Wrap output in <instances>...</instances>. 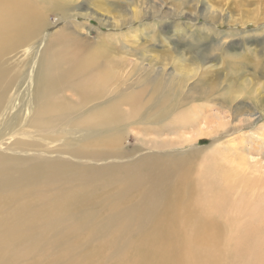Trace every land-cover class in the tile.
Here are the masks:
<instances>
[{
    "label": "rangeland",
    "instance_id": "1",
    "mask_svg": "<svg viewBox=\"0 0 264 264\" xmlns=\"http://www.w3.org/2000/svg\"><path fill=\"white\" fill-rule=\"evenodd\" d=\"M125 1L115 0L119 4L105 9L106 6L97 0H90L79 12H75L78 17L72 18L66 16L73 11L70 4L62 5L53 0L45 8L46 31L50 35L41 36L39 41L61 36L70 50L71 47L85 50L96 43L105 47L110 44L101 59L105 61V72L110 79L101 92L80 109L86 111L85 117H98L113 108L116 111L114 118L110 122H100L99 127L119 129L117 136L129 135L111 148H103L97 140L88 147L87 153L101 155L103 159L109 153L111 164L108 165L109 159L102 161L106 166L135 159L139 168L136 179H133V191H136L122 207L146 201L149 210H145L142 216L126 210L113 214V208L108 207L103 199V192L109 198L125 202L126 198L119 199L121 185L110 182L99 187L98 183L93 192L84 195L85 201H81L79 196L63 199L65 203L61 202L59 206L62 223L55 228L58 230L52 231L46 227L48 223L38 220L45 235L43 239L37 237L40 228L37 223L19 231L18 236L22 237L20 254L7 256L4 264H89L94 262L95 257L98 264H117L131 247L139 244L152 231L150 221L165 210L169 198L177 197L184 182L188 195L186 198L183 195L184 200H191L192 192L194 195L204 192L205 185L200 178L208 153L205 149H202L203 152L195 151L198 150L196 146L200 149L215 146L218 161L233 169L234 173L229 178L222 179L218 175L212 180L219 187L235 184L232 191L234 199L241 194L257 197L262 186L264 191V0H141L148 7L152 3L148 12L153 17L169 16L172 10H187L190 13L194 5H198L204 14L208 7L218 9L222 14L216 19L210 18V21L202 17L195 22H188L181 15L168 19L169 22L163 21L158 29L142 25L153 19L122 24L124 19L133 18L130 12L132 6L123 5ZM173 14V17H178V14ZM259 18L263 20L257 21ZM250 19L252 21L247 22ZM116 22L121 23L122 32H125V43L123 38L108 35L109 32H120L111 26ZM217 31L227 34L228 42L214 55L212 40L220 37L215 35ZM240 32H244L243 35H239ZM36 42V37L30 39L27 47ZM200 56L203 59H198ZM196 59L200 61V67L193 73L189 68L196 66ZM63 67L68 69L67 65ZM9 70L14 71L11 74L18 80L20 65ZM204 90L211 91V99L201 97ZM73 94L68 90L57 98L65 105L76 106L79 102ZM73 110L75 107L67 112ZM200 129L214 133L198 139L196 144L185 141L192 138L194 142L200 135ZM17 138H9L0 132V152L14 154L17 159L23 160L15 168L6 167L15 176L19 175L20 166L29 159L39 158L30 150L20 149L12 153L9 148H13ZM137 148L145 149V154L154 157L151 162H158L159 166L151 172L150 169L144 170L137 160L138 152L134 155L136 158H121ZM179 152L192 153L186 157ZM48 156L44 153L42 159L47 160ZM144 165L149 164L144 162ZM252 168L262 173H242ZM248 182L258 183V193L252 194L245 187H238ZM44 190V176L21 181L20 191L14 186H1L0 206L4 210L17 211L27 209L29 205L35 213L41 208L38 199ZM214 191L207 190L206 196L210 197ZM87 214L114 217L113 227L108 232L91 236L71 227L72 222L81 220ZM236 217L240 221L246 219ZM137 221H141V225ZM0 235L7 236L5 233ZM33 241H37L35 245ZM197 251L200 252L199 249ZM226 256L232 262L234 254L228 251Z\"/></svg>",
    "mask_w": 264,
    "mask_h": 264
},
{
    "label": "bare ground",
    "instance_id": "2",
    "mask_svg": "<svg viewBox=\"0 0 264 264\" xmlns=\"http://www.w3.org/2000/svg\"><path fill=\"white\" fill-rule=\"evenodd\" d=\"M52 1L0 0V132L2 131V135L9 138L18 136L13 148H9L12 153L21 149L39 155V158H31L21 165L19 175L15 176L6 167L15 168L23 163V160L17 159L14 154L0 152V187L14 186L20 191L21 181L40 176H44L46 182V190L38 199L41 208L37 212L33 213L29 205L27 209L17 211L4 210L0 206V233L7 235L6 238L0 235V264L5 263L7 256L20 254L22 237L18 236V232L25 226L31 223L39 224L38 239L45 237L38 220L48 223L49 225H45L52 231L58 230L55 228L62 223L59 206L61 202L65 203L63 199L66 197L79 196L81 201H85L84 195L93 192L98 186L112 182L121 185L119 199L126 198L125 202H121L109 198L108 194L103 192V199L108 207L113 208V214L126 210L142 216L145 215V210H149L146 201L137 202L128 208L122 207L136 191V189L133 191V179H136L135 175L139 168L135 159L129 158L116 166H106L102 161L109 159L108 165L111 164L112 157L109 153L104 159L101 155L87 153L88 147L97 140L103 148H111L114 143L129 135L117 136L116 132L119 129L99 127L100 122H110L114 118L116 111L113 108L98 117H85L86 111L80 109L93 100L110 79H107L105 72L107 68L105 61H101L110 44L107 43L105 47L96 43L85 50L73 47L70 50L66 48L61 36L39 41L41 36L50 35L46 31L48 23L45 8ZM55 1L62 5L70 4L69 7L73 11L66 16L77 18L75 12H79L90 0ZM97 1L105 5V9L119 4L115 0ZM123 5L132 6L129 9L133 18L124 19L122 24L128 25L137 20L153 19L142 25H152L157 29L163 21L169 22L168 19L179 18L181 15L187 18L188 22L198 21L202 17L210 21V18L216 19V16H222L218 9L208 7L207 13L204 14L199 10L198 5H194L193 12L190 13L187 10L179 12L172 10L169 16L153 17L148 12L152 3H149L148 7L141 0H127ZM173 13L178 14V17H173ZM111 20L114 21L113 17ZM261 20L263 19H257V21ZM251 21L250 19L247 22ZM121 23L116 22L111 25L120 32H109L108 35L123 38L125 32H122ZM195 29L196 27L191 32L193 33ZM243 33L240 32L239 35ZM215 35L220 37L212 40L214 55L228 42L227 34L217 31ZM35 37L38 42L27 47V42ZM198 59H203V56ZM196 61V66L189 68L190 72L195 73L200 67V61L197 59ZM19 65L18 81L13 78L11 73L14 71H10L9 68ZM64 65H67L68 69H64ZM68 90L74 93L78 105H65L57 98ZM211 95L213 94L210 90L201 93L203 99H208ZM19 102L20 109L17 110ZM74 107L75 110L67 112ZM203 130L200 129V135L196 136L194 142L192 138L185 141L196 144L198 139L214 133ZM196 149L198 150L195 151L202 152V149H205L208 153L205 170L200 178L205 185L204 192L197 195L192 192L193 198L186 201L184 198L188 195L185 193L184 182L177 197L172 200L169 198L165 210L163 209L150 221L153 226L152 231L145 235L139 244L136 243L131 247L117 264H264V191L261 190L263 186L259 190L258 183L240 184L239 188L245 187L252 194L258 193L259 190L258 196L248 197L241 194L234 199L232 191L235 184L219 187L212 180L218 175L222 179L229 178L234 173L233 169L218 161L215 146L201 149L196 146ZM137 152L138 157L134 156ZM44 153L49 154L47 160L42 159ZM179 153L188 157L192 152ZM152 155L159 156V154ZM126 156L137 157L143 169H150L149 172L159 166L158 162H151L154 157L145 154V149L142 148H137L121 158ZM144 162L149 165H144ZM257 171L260 174L261 170L257 168L242 173L255 174ZM98 183L100 184L97 186ZM207 190L215 191L207 197ZM92 215H83L81 220L72 222L71 227L84 231L89 236L108 232L113 227L114 217L101 218ZM236 216L246 219L240 221ZM141 223L137 221L138 225ZM36 242L33 241V245ZM198 249L200 252L197 251ZM228 251L234 254L232 262L226 256ZM97 262L98 259L95 257L94 262L89 264H98Z\"/></svg>",
    "mask_w": 264,
    "mask_h": 264
}]
</instances>
